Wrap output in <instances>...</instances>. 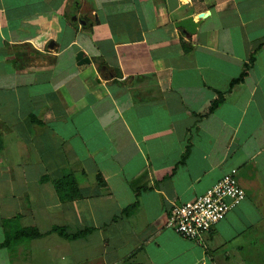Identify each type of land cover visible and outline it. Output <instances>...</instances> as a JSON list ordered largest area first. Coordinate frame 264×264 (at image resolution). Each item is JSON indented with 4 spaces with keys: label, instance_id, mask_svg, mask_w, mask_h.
<instances>
[{
    "label": "crops",
    "instance_id": "0c3cea01",
    "mask_svg": "<svg viewBox=\"0 0 264 264\" xmlns=\"http://www.w3.org/2000/svg\"><path fill=\"white\" fill-rule=\"evenodd\" d=\"M0 264H264V0H0Z\"/></svg>",
    "mask_w": 264,
    "mask_h": 264
},
{
    "label": "built area",
    "instance_id": "2783aa9c",
    "mask_svg": "<svg viewBox=\"0 0 264 264\" xmlns=\"http://www.w3.org/2000/svg\"><path fill=\"white\" fill-rule=\"evenodd\" d=\"M245 199L237 170H232L195 202L174 206L167 228L185 240L202 245L204 236Z\"/></svg>",
    "mask_w": 264,
    "mask_h": 264
},
{
    "label": "trees",
    "instance_id": "16d2710c",
    "mask_svg": "<svg viewBox=\"0 0 264 264\" xmlns=\"http://www.w3.org/2000/svg\"><path fill=\"white\" fill-rule=\"evenodd\" d=\"M245 76H246V74L244 73L239 79L233 81V82L231 83V86H234L235 84L242 82V81L245 79ZM216 106H217V105H214L213 108H215ZM60 185H61V183H58V184H57V186H60ZM60 235H62V236L65 237V238H71V239H75V238H79V237L85 236L84 233H83V234H78V235H75V236H68V235L66 234V232H64V231H60ZM35 236H38V234H35ZM28 237H31V234L26 233V231L22 232V234H21V238H28ZM8 243H9V239L6 241V245H7Z\"/></svg>",
    "mask_w": 264,
    "mask_h": 264
},
{
    "label": "water",
    "instance_id": "95a60500",
    "mask_svg": "<svg viewBox=\"0 0 264 264\" xmlns=\"http://www.w3.org/2000/svg\"><path fill=\"white\" fill-rule=\"evenodd\" d=\"M189 25H190V24H188V23H186V22H182V23H180L179 26L182 27V28H184V29H186L187 31L193 33V30H191V29L189 28ZM77 62H78V65H84L85 63H90V60L87 59V58H84V55H83L82 53H80V54L78 55V57H77Z\"/></svg>",
    "mask_w": 264,
    "mask_h": 264
}]
</instances>
